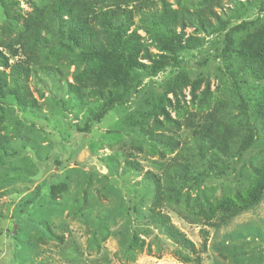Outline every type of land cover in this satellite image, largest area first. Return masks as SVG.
Returning <instances> with one entry per match:
<instances>
[{"label": "rangeland", "instance_id": "1", "mask_svg": "<svg viewBox=\"0 0 264 264\" xmlns=\"http://www.w3.org/2000/svg\"><path fill=\"white\" fill-rule=\"evenodd\" d=\"M2 1L17 2L14 10L25 19L33 5L53 0H0V28L6 31L0 35L8 37L14 32L2 14ZM167 1L174 11L193 13L204 0ZM214 11L227 24L222 31H205L188 19L173 26L182 43L198 40V47L179 54L188 83L175 86L179 69L168 67L143 80L127 105L115 107L100 122L91 121L88 107L82 108L66 84L52 76L33 77L21 87L35 107L23 108L14 97L0 101V264H264V188L256 205L233 215L208 220L201 214L207 203L234 199L252 185L256 168L264 166V127L239 159L182 150L196 129L212 120L220 102L228 103L230 114L215 120L245 133L239 97L254 100L260 91L253 80L249 88L235 85L220 55L226 31L244 22L264 23V0H223ZM134 21L129 33L138 29ZM137 33L157 55L153 40L142 30ZM74 68L58 79L73 83ZM145 129L171 137L177 147L170 152ZM178 153L185 154L187 174L173 185L172 199L155 206V187L145 174L162 179ZM169 188L164 184L162 189ZM156 214L165 215L196 253L153 223ZM202 231L208 233L205 247ZM132 233L137 236L134 258L126 254Z\"/></svg>", "mask_w": 264, "mask_h": 264}, {"label": "trees", "instance_id": "2", "mask_svg": "<svg viewBox=\"0 0 264 264\" xmlns=\"http://www.w3.org/2000/svg\"><path fill=\"white\" fill-rule=\"evenodd\" d=\"M222 1L204 0L199 9L191 13L189 9L172 10L167 0H53L43 7L33 5L31 14L25 19H21L14 10L17 2L2 1V14L9 19L14 33L8 37L0 35V101L14 97L23 108L35 107V101L29 95L25 97V90L21 87L33 77L52 76L51 79L66 84V91L80 101L82 108L88 107L86 112L92 115L91 121L100 122L115 107L127 105L143 80L156 77L168 67L179 69L173 79L175 86L186 84L190 79L179 54L199 44L197 39H187L182 43V36L174 33L173 26L188 19L205 31L224 30L227 24L214 11L221 8ZM210 18L218 27L211 24ZM134 19L140 24L138 29L129 33ZM15 25H20L18 30H15ZM138 30L153 40L159 52L157 55H151L140 43ZM1 31H5L4 26ZM53 34L57 39H53ZM223 40L220 57L234 84L249 88L247 84L253 80L260 86V91L253 94L256 99L239 97V113L244 118L241 128L245 133L223 123L221 119L230 114V110L228 103L220 102L212 120L198 127L190 144L183 146L182 150L184 153L206 151L225 159H239L252 147L259 128L264 127V23H241L226 31ZM57 53L61 55L56 57ZM71 66L75 67L70 74L73 83H68L65 77L58 79V75L64 76L63 71L69 74ZM250 91L246 93L250 94ZM87 98L93 101L89 102ZM199 108L197 106L196 109ZM159 113L163 114V111L160 109ZM216 117L222 118L215 120ZM143 132L168 147L170 152L177 147L169 136L146 129ZM182 155L178 153L173 157L172 163L165 167L162 179L145 174L146 180L155 187V206L164 198L171 200L173 185L181 182L187 174L188 165ZM133 165L134 170H140L137 163L127 162L128 168ZM196 178L198 180L199 176ZM252 179V185L237 192L234 199L226 196L215 205L207 203L202 216L210 220L216 214L233 215L241 208L256 205L264 188V166L256 168ZM164 184L170 185L167 192L162 189ZM151 221L162 225L163 232L184 249L196 253L193 244L165 215L156 214ZM132 235L126 254L134 258L132 250L137 236L135 233ZM202 235V246L205 247L208 233L202 231Z\"/></svg>", "mask_w": 264, "mask_h": 264}]
</instances>
